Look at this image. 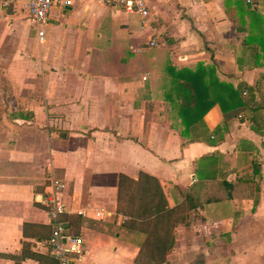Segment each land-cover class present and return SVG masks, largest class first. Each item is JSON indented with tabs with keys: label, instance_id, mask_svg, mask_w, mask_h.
I'll use <instances>...</instances> for the list:
<instances>
[{
	"label": "crops",
	"instance_id": "1",
	"mask_svg": "<svg viewBox=\"0 0 264 264\" xmlns=\"http://www.w3.org/2000/svg\"><path fill=\"white\" fill-rule=\"evenodd\" d=\"M27 2L0 14V264H55L50 174L76 264H142L155 237L162 264H264V0H148L144 20L71 0L43 39ZM142 174L168 203L155 222L130 197Z\"/></svg>",
	"mask_w": 264,
	"mask_h": 264
},
{
	"label": "built area",
	"instance_id": "2",
	"mask_svg": "<svg viewBox=\"0 0 264 264\" xmlns=\"http://www.w3.org/2000/svg\"><path fill=\"white\" fill-rule=\"evenodd\" d=\"M96 3L121 9L129 13L138 14L143 20L150 12L148 0H93ZM71 5V0L63 2L58 0H28L25 10L33 26L37 29L41 39L45 33L40 28L46 23L54 5ZM13 5V0H0V14L8 10ZM150 47L156 46V41L151 40ZM46 190L41 200L42 205L50 219L52 232L47 240L50 253L55 260V264H76L86 253L84 239L69 233L65 216L71 213V210L61 201V194L65 188L63 180L50 174L46 178ZM79 215H86V211H79ZM102 214H97L100 217Z\"/></svg>",
	"mask_w": 264,
	"mask_h": 264
},
{
	"label": "trees",
	"instance_id": "3",
	"mask_svg": "<svg viewBox=\"0 0 264 264\" xmlns=\"http://www.w3.org/2000/svg\"><path fill=\"white\" fill-rule=\"evenodd\" d=\"M185 86H190L189 88L194 90L191 84ZM233 98L234 100H236V108L243 105L238 91H233ZM182 100L184 106L190 107L192 99L188 97H183ZM126 181L127 178L121 177V188L123 183ZM141 182V187L139 185L136 194L130 193V197H132V199L137 198L140 203V210L139 214H137V218L145 219L148 221L152 220L155 222L157 219L160 218V216H162V214L166 213L169 210L168 203L166 201L162 187L157 179L149 175L142 174L140 177V183ZM143 232L147 233V231ZM150 232L154 235L157 234V230L153 228ZM156 238L157 237H155L154 239L156 240L154 244L156 256L154 258L145 259L142 264H162L165 261V255L167 251L171 248L172 243L166 242L165 240H162L160 238Z\"/></svg>",
	"mask_w": 264,
	"mask_h": 264
}]
</instances>
